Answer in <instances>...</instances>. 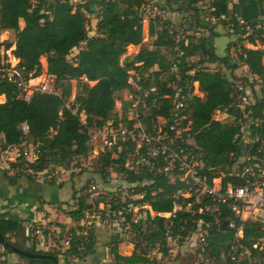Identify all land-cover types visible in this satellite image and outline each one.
Wrapping results in <instances>:
<instances>
[{
  "label": "trees",
  "instance_id": "1",
  "mask_svg": "<svg viewBox=\"0 0 264 264\" xmlns=\"http://www.w3.org/2000/svg\"><path fill=\"white\" fill-rule=\"evenodd\" d=\"M148 1L82 0L81 3H73L70 0H0V32L11 30L15 35L14 41H0V48L6 50L14 45L13 54L19 59L18 66L25 79L40 75V57L45 56L47 73L54 75L55 82L60 86L58 93L34 91L25 100L19 96L16 85L3 78L0 72V95L5 97L4 102H0V148L5 151L10 146H20L25 142L38 149L35 160L19 158L11 162L8 168H0V177L23 176L32 179V173L25 170L41 172L56 166L68 168L73 160L80 158L96 160L98 157L88 150V129L100 128L114 116L118 117L114 107L118 94L129 87V70L142 68L144 71L155 65L158 70L153 74L162 91L171 89L166 85V78H157L160 73L165 72V77L170 80L177 73L180 77L178 83L182 84L189 77L186 72L194 70L191 77L199 82L203 96H194L185 113L191 120L193 146L202 151L201 171L210 179L214 172L231 164L232 156L242 150L235 140L239 132L237 121L242 116L236 105L244 91L237 88L235 78L206 66L196 68L197 65L189 58L199 55L200 63L220 64L230 71L243 64L248 68V76L243 78L242 85L253 87L255 79L264 82V0H175L176 9L184 13L180 25L186 23L187 26L175 29L170 26V21L165 20V25L156 29L153 22H149L148 33L155 36L150 48L142 44V7ZM87 14L97 19L96 32L91 36L87 30ZM20 19L24 22L22 28L19 26ZM208 19L221 21L228 29V36H237L235 43L226 44L223 55L216 54L214 50V39L221 34L208 25ZM193 25L208 29V34L196 36L195 31L191 32ZM241 40L252 45L260 42L262 47L239 45L235 49V58L231 57V47ZM129 44L139 45V49L130 58L121 60ZM73 48L79 49L69 60L68 55ZM167 48L173 50L172 58L165 54ZM136 63L141 64L136 66ZM174 64L176 71L172 72ZM74 86L76 95L66 105ZM254 95L255 103L249 108L256 116L263 106V99L256 92ZM223 110L228 117H232L231 122L215 120L216 111ZM81 112H85L84 121L80 119ZM89 113L100 117L89 118ZM167 113L164 108L155 111L154 115ZM121 115L124 118L125 105ZM23 122L28 126L26 132L21 129ZM260 130L264 135V123ZM258 146L254 144L253 149ZM123 156L121 154L117 160L101 156L98 163L101 170L106 172L111 166L119 167V171L126 174L127 181L137 183L134 194L144 193L133 202L148 204L150 210L144 209V217L137 222L132 220L133 212H124V221L133 234L134 246L130 255H121L116 244L110 245L109 253L114 264H162L151 258L148 251L156 247L162 255L167 254L168 240H180L193 234L199 220L206 229L200 251L207 259L218 261L221 253H227L234 239V230L220 228L223 221L231 219L236 225L242 224L243 236L240 240L251 250L252 261L243 259L241 264H264V243L262 249L252 247L259 238H264V228L260 224L240 222L224 206L220 207L222 213L217 222L213 215L199 212L196 206L188 211L181 209L174 217L153 215L151 211H171L174 201L172 193L180 182L174 178V172L167 175L155 170L134 173L124 167ZM10 170L15 172L9 175ZM145 180L149 183L142 185ZM86 187L81 191H85ZM88 195L84 196L82 192L76 196V192L73 193V208L67 214L76 224L68 229L69 244L61 252L55 248L40 250L35 243L29 244L26 226L10 217L8 212L0 211V232L10 245L43 254L41 257L18 255L29 264H53L52 257L59 258V254H63L65 259L84 260L95 252L91 226L84 234L79 232ZM117 197L112 195L108 204L109 209L115 212L120 205V201H115ZM129 200L126 197V201ZM105 210V206L99 209V215L103 216ZM4 253L13 251L5 247ZM254 258L259 262L256 263ZM223 261L224 264H233L229 257L223 258Z\"/></svg>",
  "mask_w": 264,
  "mask_h": 264
},
{
  "label": "built area",
  "instance_id": "2",
  "mask_svg": "<svg viewBox=\"0 0 264 264\" xmlns=\"http://www.w3.org/2000/svg\"><path fill=\"white\" fill-rule=\"evenodd\" d=\"M144 9L143 6L142 10ZM182 25L181 29L186 27V24ZM130 45L132 44H129L126 49ZM3 51L6 50L3 49ZM8 55L10 54L8 53ZM230 56L234 58L231 49ZM68 59L71 60L69 56ZM13 60H15L14 63L7 60L0 64V67L4 68L5 63L2 77L16 85L21 98L28 100L34 91L58 93L52 84L55 81L54 75L45 72L37 77L25 79L18 66L19 60L14 56ZM140 64L136 63V66H140ZM156 70L158 68L155 65L144 71L142 68L128 71L129 87L120 104L121 109L118 117L106 122L100 128L88 129L90 135L89 153L97 156L98 159L101 156H107L110 160H117L121 154H124V167L134 173L142 170H155L156 173L167 175L174 172V178L180 182V185L172 193L174 199L172 209L169 212L155 213L151 211L153 215L165 218L174 217L177 211L181 209L188 211L196 206L199 212L204 211L213 215L217 222L218 216L222 213L220 207L224 206L240 222L258 223L261 228H264V135L260 130L264 123V91L261 88L253 90L252 88L255 86L237 85L239 90L244 91L236 105L242 116L237 121L239 132L236 134L235 140L238 145H241L242 150L239 154L232 156L231 164L214 172L208 179L207 175L201 171L202 151L193 146L191 120L185 113L186 107L194 96H203L199 82L191 77L194 70L186 72L189 77L182 84L175 81L166 84L171 91H162L159 88L153 74ZM171 71H176L175 64ZM163 75L165 72L160 73L157 78L162 80ZM174 77L176 81L179 80L177 73ZM33 81L36 82L32 83ZM255 82L258 84L260 80L255 79ZM262 86L264 84H261ZM254 92L263 99V106L256 116L249 108L255 103ZM124 105L125 116L123 118L121 113ZM164 108L168 111L167 115H154L155 111ZM218 113L219 111H216L215 114ZM21 129L27 131L28 126L25 122L21 124ZM254 144L259 146L253 149ZM5 151L10 155L6 157L5 165L7 162L16 161L19 158L33 161L38 157V149L31 143L27 145L23 142L22 145L10 146ZM144 183L149 182L145 180L142 185ZM136 184L130 182L125 190H113L115 197L118 196L121 199L116 201V203L120 201L118 214L133 212L132 220L134 222L140 218L137 213L141 208L147 207L150 210L148 204L140 205L133 202V200L141 198L144 193L142 191L134 194L132 188ZM95 188L94 184L90 185V189ZM151 194L153 195L154 192ZM126 197L131 200L126 201ZM93 214L95 217L99 215ZM89 217L87 212L85 218ZM89 224L85 221L80 233L84 234ZM197 224V230L201 231L200 240L202 243L206 232L205 225L202 220H199ZM227 226L234 230V239L229 245L227 253L221 254L222 258L229 257L233 264H241L243 259L252 261L250 247L240 240L243 236L242 224L236 225L235 221L231 219L227 221ZM41 227L39 224L28 226L26 236L29 244L35 243L38 237L43 234ZM68 239L69 236L63 241L66 246L69 244ZM263 243L264 238H259L252 244V247L262 249ZM4 251L5 247L0 244V264H5ZM157 252H159L158 249Z\"/></svg>",
  "mask_w": 264,
  "mask_h": 264
},
{
  "label": "rangeland",
  "instance_id": "3",
  "mask_svg": "<svg viewBox=\"0 0 264 264\" xmlns=\"http://www.w3.org/2000/svg\"><path fill=\"white\" fill-rule=\"evenodd\" d=\"M73 2L76 3H81L82 0H72ZM145 9L142 11V28H143V39H142V44L145 47H152V42L155 38V36L150 35L148 33V25L149 22H153L154 26L156 29H160L163 25H165V20L170 21L172 26L175 29H181L183 25H180L182 22V15H184L183 12H180L178 9H176L175 5V0H150L144 5ZM88 16V23H87V30L88 33L91 31L92 26L90 23V19H92V15H87ZM209 23L208 25L213 27L214 31L219 32L221 35L216 37L214 39V50L216 54L218 55H223L225 53V47L228 42L230 43H235L237 41V36L236 35H231L228 36L227 32L228 29L224 27L221 21L217 19H208ZM21 19L19 20V25H21ZM186 24V23H184ZM187 26V24H186ZM193 30L191 32L195 31L196 36H201V35H206L208 34V29H205L200 26L193 25L192 27ZM95 34V33H94ZM15 35L14 32L11 30H5L0 32V41H14ZM257 45H252L248 43L245 40H241L239 44L237 43L235 46L231 47V51L233 52V56L235 58V49L239 47V45H244L246 47L250 48H257V47H262L260 42L256 43ZM79 48H75L71 50V53L68 55L69 58H72L77 52ZM139 45H136V48L131 49L128 48L126 49V52L121 56V60H124L125 58L132 56L133 54L136 53V50L138 51ZM13 50H14V45L10 47L9 49H6V51H3V47L0 48V57H1V62H6L7 60H10L11 62L14 63L15 60H13ZM164 50V49H163ZM165 54L169 56V58H172V52L173 50H169V48L164 50ZM8 53L10 55H8ZM14 55V54H13ZM190 62L194 63L197 65L196 68H200L203 66L208 67L210 70L213 71H221L224 75L230 76L235 78V82L237 84H242L241 81H243V78L245 76H248V71L244 68L243 64H239V66L234 70L230 71L228 68L224 67L223 65L220 64H208V63H200V56L199 55H194L189 58ZM264 60V58H263ZM40 62L42 65L41 68V74L45 73V67L47 68V62H46V57L41 56L40 57ZM4 68L0 69V72L4 73L3 70L5 69V63H4ZM175 76V75H174ZM179 77V75H178ZM43 78V77H42ZM166 78L167 79V84L172 83V82H178L175 80V77L173 79H169L168 77H165L163 75L162 79ZM180 78V77H179ZM232 79V78H231ZM233 80V79H232ZM37 81V80H36ZM33 81L32 83L36 82ZM249 82H247L248 84ZM54 85V89L59 92L60 91V86L57 85V83L54 81L52 83ZM73 84L75 85V81H73ZM261 84H264V82L261 83L258 82V84H254V88H261ZM251 91V89H250ZM252 93V91H251ZM76 95V88L75 86L72 89L70 97L67 99L66 103L69 104L73 101L74 97ZM5 97L0 95V102H4ZM120 105V104H119ZM117 105V102L115 103L114 107V113L119 114L121 105ZM83 114V115H81ZM89 118H94L93 116L100 117L97 114H88ZM86 118L85 112L80 113V119L84 121ZM111 119H116L114 116ZM108 120L107 122L111 121ZM215 120L218 122H231L232 117H228L227 113L223 111H219L218 114L215 115ZM28 145V143H26ZM22 145V144H20ZM1 146V143H0ZM12 155V154H11ZM10 156L8 153L3 152V150L0 148V168H2L5 164L6 157ZM98 159V158H97ZM96 159V160H97ZM95 159H87V158H80L78 160H73L68 168H62L60 166L52 167V169H48L45 171L41 172H33V171H28L25 170L26 173H32V179L33 180H39V181H44V182H51L53 184H62L64 183L63 187V192L67 193L68 195L71 193V186L69 181L70 179L76 178L79 179L80 182H82L83 186H87L86 189H89L90 192L83 193V195H88L87 203L85 205L84 211L85 214L88 212L89 213V218L91 219V222H93L94 225L97 224L98 227L106 230L109 232V234L118 231L120 233V238L125 239L126 242H134L132 239L133 234L130 233L128 229V223L124 221V212L122 214H118V212L113 211L112 209H109V201L111 200V196H115L113 194V190H125L128 187V184L130 183L126 179V174L122 173L119 171V167L116 166H111L110 168L107 169L106 171L101 170L99 163H97ZM15 172V171H14ZM83 176H87L85 179ZM69 179V180H68ZM75 186L79 185V182L77 180H74ZM94 184L96 186L95 189H90V185ZM134 190V188H132ZM62 193V192H61ZM131 194V192H129ZM84 195V196H85ZM118 198V197H117ZM117 200H121L118 198ZM115 200V201H117ZM72 202V199H71ZM105 206L106 210L104 211V215L102 216H97L95 217L93 213L99 214L101 211L99 209H103ZM70 209L73 207V203H67V208ZM97 207V208H96ZM147 209V207H145ZM84 214V215H85ZM140 218L144 217V209H140L137 213ZM89 219V221H90ZM47 225H43L41 227V230L43 231H49V228L52 227V222L46 223ZM45 233V232H44ZM200 234L201 231L197 230L193 234L189 235L188 237H184L180 240L177 239H169L168 240V246L169 250L168 253L165 255H162L161 253L157 252V248L150 249L148 252L151 258H155L162 264H224L223 258H222V253L220 254V259L216 261L215 259H207L204 254L200 251L201 249V240H200ZM56 233H54V240H57L58 242L63 241V233H60L59 235L55 236ZM106 242V241H103ZM110 244V243H106ZM63 246H66L63 244ZM104 251L105 249L102 248ZM109 246H107L106 252L108 253ZM61 252L62 250H58ZM4 259H5V264H9L10 261L12 262L15 260L16 264H29L26 260L23 258L19 257L18 255H11V253H4ZM111 255L109 254V258ZM59 257V264H67L66 261H61ZM256 263L259 262L257 258H254ZM102 264H114L113 261H101ZM68 264H72L70 261H68Z\"/></svg>",
  "mask_w": 264,
  "mask_h": 264
},
{
  "label": "crops",
  "instance_id": "4",
  "mask_svg": "<svg viewBox=\"0 0 264 264\" xmlns=\"http://www.w3.org/2000/svg\"><path fill=\"white\" fill-rule=\"evenodd\" d=\"M96 22L97 19L93 16L92 19H90V23L93 25L91 31L88 33L90 36L94 35L96 32ZM21 23L22 24L19 26L22 28L24 25L22 19ZM129 48L134 49L136 48V45H130ZM244 68L248 71L247 66L244 65ZM44 71L47 72L46 67ZM125 92L126 89L122 90L118 94V99L116 101L117 105L123 102ZM2 96L4 97V95ZM96 161L98 163V159ZM11 162L13 161L7 162V165H4L3 168H8ZM13 173V170L9 171V175H12ZM86 177L87 176H83L84 179ZM74 180L79 182L78 186H75ZM69 181H71L70 186L72 190L68 195L65 193V191H62L65 182L55 185L52 182H42L23 176H13L10 178L0 177V211L8 212L10 217L20 220L26 226V230L28 226L32 224H39L43 226L47 225L46 223L52 222V227L49 228V225L47 226L49 231H43V234L39 236L35 242V246L40 250H49L54 248L57 250H63L66 247L63 246V241L66 239V237H68V229L74 227L76 224L67 214V211L70 210V207L67 208V203L74 204V200L72 199L74 192H76V196L81 195L82 192H90L89 189L81 191L84 186L82 185V182L79 181V179L73 178ZM89 219L90 218L86 219L84 216V219L79 222L80 226H82L80 230L83 229V223L85 221L90 223L89 226H91L94 235L95 252L85 257L84 260L80 261L75 258L65 259L63 254H59V257H62V259L60 258L61 261H66L67 264L68 261H70L72 264H102L101 261H104V259H106V261H111V257L109 258V250L108 253L106 250L107 246L113 244H116L119 254H131L134 246L133 242L128 243L125 241V239L120 238L121 236L118 231L109 234L108 231L98 227L97 224L94 225L93 222H91V219L90 221ZM54 233H56L55 236L63 233V241L58 242L57 240H54L52 237V235L54 236ZM106 243L110 244L108 245ZM102 248L105 250L103 251ZM11 255L13 256L15 253H11ZM9 264H16V262L13 260L12 262L10 261Z\"/></svg>",
  "mask_w": 264,
  "mask_h": 264
},
{
  "label": "water",
  "instance_id": "5",
  "mask_svg": "<svg viewBox=\"0 0 264 264\" xmlns=\"http://www.w3.org/2000/svg\"><path fill=\"white\" fill-rule=\"evenodd\" d=\"M220 228L222 230H228L229 227L227 226V221H223ZM0 244L3 245L4 247H9L11 248V250L13 251V253L17 254V255H21V256H26V257H41L43 256V254L40 253H35V252H30L27 250H23L20 248H17L15 246L10 245L7 240L3 237V235L0 232ZM53 259V264H59L58 262V258L56 257H52Z\"/></svg>",
  "mask_w": 264,
  "mask_h": 264
}]
</instances>
